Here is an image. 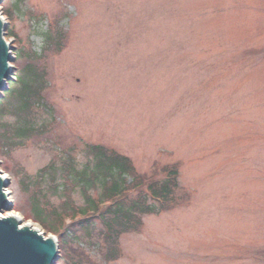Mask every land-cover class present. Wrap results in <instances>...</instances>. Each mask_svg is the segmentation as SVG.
<instances>
[{
  "label": "rangeland",
  "instance_id": "1",
  "mask_svg": "<svg viewBox=\"0 0 264 264\" xmlns=\"http://www.w3.org/2000/svg\"><path fill=\"white\" fill-rule=\"evenodd\" d=\"M0 17L14 60L3 93L32 76L41 99L20 115L2 99L3 217L58 242L30 193L66 200L51 195L63 170L102 146L148 178L176 167L177 204L121 236L113 261L90 230L78 264H264V0H3Z\"/></svg>",
  "mask_w": 264,
  "mask_h": 264
},
{
  "label": "trees",
  "instance_id": "2",
  "mask_svg": "<svg viewBox=\"0 0 264 264\" xmlns=\"http://www.w3.org/2000/svg\"><path fill=\"white\" fill-rule=\"evenodd\" d=\"M13 38V35H8V39ZM14 83H18L20 89L18 93L12 88L3 93L0 113L2 99H6L8 94L13 93L18 98L15 110L19 115L28 113L33 104L41 101L40 91L34 87V77L27 81L24 78L12 81L9 85L13 87ZM30 130V127L18 128L23 137ZM88 152L86 165L80 169L77 165H68V169L62 172V185L52 189L53 197L66 200L55 204L40 189L30 193L31 218L46 232L58 237L60 254L73 264L85 259L76 246L82 245L85 235L92 237L90 230H97L104 241L105 262L113 261L119 256L121 236L139 232L145 216L168 211L177 204L175 193L179 189V172L176 167L164 168L160 179L155 176L148 178L138 174L129 158L116 152L102 146L89 147ZM39 175L38 182L45 183L48 178L46 171H41ZM75 192L84 199V206H78L73 200ZM92 192L97 196H93ZM67 219H72L69 225H66Z\"/></svg>",
  "mask_w": 264,
  "mask_h": 264
},
{
  "label": "water",
  "instance_id": "3",
  "mask_svg": "<svg viewBox=\"0 0 264 264\" xmlns=\"http://www.w3.org/2000/svg\"><path fill=\"white\" fill-rule=\"evenodd\" d=\"M3 0H0V5ZM5 24L0 17V97L12 80L14 62L9 45L4 40ZM9 182L0 173V264H55L59 259L58 242L46 238L32 226H25L15 217H2L12 212L5 190Z\"/></svg>",
  "mask_w": 264,
  "mask_h": 264
},
{
  "label": "bare ground",
  "instance_id": "4",
  "mask_svg": "<svg viewBox=\"0 0 264 264\" xmlns=\"http://www.w3.org/2000/svg\"><path fill=\"white\" fill-rule=\"evenodd\" d=\"M3 179H5V178H3ZM9 216H10V217H15V218H17L18 220H22L21 217L18 216L17 214H10ZM22 221H23V220H22ZM25 226H31V224H30V223H27V224H25Z\"/></svg>",
  "mask_w": 264,
  "mask_h": 264
}]
</instances>
